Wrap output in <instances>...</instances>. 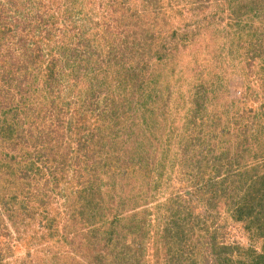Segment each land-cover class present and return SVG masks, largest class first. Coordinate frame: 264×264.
Masks as SVG:
<instances>
[{"label":"rangeland","instance_id":"obj_1","mask_svg":"<svg viewBox=\"0 0 264 264\" xmlns=\"http://www.w3.org/2000/svg\"><path fill=\"white\" fill-rule=\"evenodd\" d=\"M2 6L8 8L6 21L24 23L18 29L23 40L3 36L0 26L2 53L26 49L36 55L41 90L48 70L65 76L58 90L42 94L55 106L47 124L71 121L64 133L67 143L73 138L74 160L88 149L100 152L93 167L101 166L79 168L76 161L48 192L45 206L37 197L31 200L36 220L5 211L1 197L0 264H206V243L200 241L213 232L235 248L232 264H264V227L259 229L253 214L249 219L242 213L264 193V0H0ZM149 27L162 29L153 49L166 58H151L155 52L147 48L145 57L125 54L116 64L112 49L131 34L141 38ZM71 49L83 51L85 68L64 61ZM133 70L145 86L131 96ZM102 76L120 85L123 99L113 104L115 95H96L94 84ZM202 85L203 104L195 94ZM81 97L93 104L79 123ZM127 100L121 117L109 118L110 105L120 109L118 103ZM188 136L199 138L184 153ZM213 144L215 155H225L205 160ZM214 174L231 195L236 182L245 180L234 198L239 211L226 204L231 196L219 197L223 190L215 199L203 190L205 176ZM186 196L191 208L172 216L170 208L188 204ZM132 223L137 231H131ZM112 229L122 230L119 240Z\"/></svg>","mask_w":264,"mask_h":264},{"label":"trees","instance_id":"obj_2","mask_svg":"<svg viewBox=\"0 0 264 264\" xmlns=\"http://www.w3.org/2000/svg\"><path fill=\"white\" fill-rule=\"evenodd\" d=\"M201 9V5L197 7V10ZM0 10H2L0 12V26L3 36L12 34L13 38L19 37L20 32L18 29H24L23 20H12L8 22L6 21L9 16L8 8L2 6ZM183 18L185 17L183 16ZM19 21H21V23ZM170 22L171 21L168 20L166 24ZM15 31L18 34H16ZM144 32V35L138 34L141 38L134 40L132 39L131 34L128 37L130 41L120 42L117 47L112 49V51L116 52L113 56L115 57V61H117L116 64L124 62L122 56H124L125 54L137 58L145 57L147 48H149L148 51L152 50L153 52H155L154 54H151V58L153 55L156 56L157 60L166 58L167 54L161 51V49H153L155 46L154 42L156 40L155 35H161L162 29L149 27V29H146ZM174 34H176V32H174ZM19 38L23 40L22 37ZM85 41L89 43L87 39ZM79 44L84 45V40L80 41ZM2 50L3 44L0 43V60L4 61L2 65H0L1 204L5 211H9L10 209L13 211L19 210L16 212H20L22 215L25 213L27 216L29 215L30 218L35 219V212L37 209L35 208V210H33L35 212H32L29 209V206H31V200L37 197L41 203V206H45L48 202L47 199H50L48 192H51V189L54 190L55 188H58L60 183L69 176L68 172L70 171V167H74V163H76V161L80 166L79 168H82L83 165H85V167L87 168H91L95 166V160L100 157V152L87 153L86 151L88 149H86L85 153H83L82 155H78V157H76L74 160V157L71 155V142L73 138L71 137V141L67 143L65 136L66 134L64 133L65 128H67L69 132L72 129V125H70L71 121L67 124L65 122H62L61 119H58V116L56 118V120L58 119V121H52L47 124V120L49 119V117L51 118V114H53L52 107L55 106H53V103L50 100L46 101L48 98L42 97V94L45 90L52 92V90L54 91L59 89L58 83H60V80L62 79L61 74H56L53 68L48 70V74L46 76L44 75V77L46 78V80H44L45 87L43 90H41L38 88V74L35 73V69L38 68L36 66L37 62L35 61L36 55H29V52L26 49L21 51L20 53H12L10 50H6L4 51V53H2ZM83 57V51H80L79 49H71V54L68 57H65L64 61H74V63L81 64L83 68H85L84 64H86L87 60H85V58ZM113 61L114 60H112V62ZM151 62L152 61H147L144 67H147V69H149V67H151ZM101 63L103 62L99 61L98 63H96V65L98 64L97 66L101 67ZM97 69H93L96 72L94 78L99 77V71H97ZM141 76L142 75L138 74L135 70H133L132 73L128 74V78H131V80H129L131 84V96L132 94L135 95L137 93V91L135 92V88L137 90H141L142 88H144L145 85L142 83L144 80L143 78H141ZM76 78L78 79L80 77L78 76ZM108 80V78L102 76L99 79V82L97 81V83L94 84L95 87L93 90H96V87L99 89L98 92L96 91V95L105 94L110 95L111 97L112 94L115 95L116 97L114 96V99L116 100L112 101V103L114 104L117 99H123L121 94L122 92L120 89V85H118V88L114 87L109 84ZM153 92L155 93L156 91L153 90ZM206 92L207 90L205 89V86L204 88L203 85L197 86V88L195 89V94L199 98L198 103H202V101H200V98L205 96ZM76 94L83 95V93L79 91H77ZM91 97L95 98L94 95H91ZM82 99L83 98L81 97L80 100ZM128 103V100L124 103L121 102V104L118 103V105L121 106L120 109H117L115 105H110L109 110H111L108 112L109 118L111 116L121 117V115L123 114L122 107L124 106V110H126ZM81 104L82 110L76 111L79 116L77 117L79 118V123L86 119L85 115L86 113L88 114L90 112L93 102L92 99H86V101L83 99ZM130 104L132 107L134 102L132 101L130 102ZM147 111H149V109ZM77 113L74 114L76 115ZM260 114L264 115V112ZM260 114L256 115L258 116ZM198 138L193 139V136H188L185 141L186 145L184 147V153H187V149L196 144ZM215 147L216 144H213L212 147H210V149L205 153L208 154L203 155V158H205V160L207 159L208 155L213 156V161H217L225 155L223 150L221 151L222 155H215ZM82 150L83 149L81 147V150L79 149V151ZM198 160L202 164L203 159L198 158ZM99 166H101V164L93 168H96L97 170L100 168ZM42 181L45 182L44 186L42 188H38L37 183H41ZM236 183L240 184L234 194L231 195L230 192H228L229 190L227 189V187H225V182L223 186L222 184H220V182L217 181L216 174L209 177L207 175L204 178V185L202 186V188L203 190H206V192L211 193L212 198L214 199L215 197H217L215 193L217 194V191L223 190L222 195L220 194L219 197L224 198L225 196H223V194L231 196L229 198V202L228 197H225L227 199L226 204L233 206L236 210L239 211L240 204L234 198L236 197V194L238 196L237 192L240 186H245V180L242 182L237 181ZM261 195L262 196H260L259 199L255 202L257 205L254 203L253 199V204L251 206H248V204L244 205V209L242 211V213H244L245 215V218L250 219L251 215L253 214V221H255L254 223L258 225L259 229L264 227V221L262 218V213L264 210V193ZM93 198L99 199V197H91L90 200H92ZM184 199L188 201V204L180 207H177L175 205L176 210L174 212H172V208H170V214H172V216L175 215L177 217H181L189 210V208H191V203L189 204V202L192 199H190L189 196L184 197ZM102 202L103 200H101V202L99 201L101 205H104ZM185 202L186 201H184V203ZM215 204L219 205L218 201ZM258 205H261V207H259L260 210L257 208ZM255 215L256 218L254 219ZM43 219L46 220L45 217H43ZM51 223L52 219L48 218V225L51 226ZM130 229L131 231H137L138 228L132 223ZM119 231L121 232L122 230L112 229L110 231V234L111 236H114L117 240H119V238L121 237V233ZM5 234L7 237L10 236L8 232ZM1 237H3V234L0 235V238ZM219 237V233L217 232L208 233L206 239L200 241L203 244L206 243L205 249L208 252V255L203 257V259H207L206 264H232L234 261V259H232V255L235 248L231 244L225 242L223 235L221 237V241L219 242ZM187 239L192 240V238L190 237H187ZM3 245V243L0 244V259L3 258ZM7 248L10 249V246ZM129 250H131L130 247L126 246L125 251ZM207 252H205V254H207ZM122 261H124V259H122ZM122 261L121 263L123 264Z\"/></svg>","mask_w":264,"mask_h":264}]
</instances>
